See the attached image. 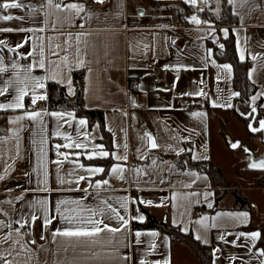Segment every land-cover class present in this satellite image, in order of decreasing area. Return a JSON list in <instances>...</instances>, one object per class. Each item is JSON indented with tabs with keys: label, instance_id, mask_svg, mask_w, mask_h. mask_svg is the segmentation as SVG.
<instances>
[{
	"label": "crops",
	"instance_id": "1",
	"mask_svg": "<svg viewBox=\"0 0 264 264\" xmlns=\"http://www.w3.org/2000/svg\"><path fill=\"white\" fill-rule=\"evenodd\" d=\"M5 2L12 0H0V4ZM16 2L22 7L8 10L0 7V16L13 17L10 21L0 20V29H13L0 31V64L8 69L7 73L0 74V88L6 86L5 81L17 79L19 69L12 68L16 62L25 69L33 65L31 75L44 80L45 87L37 89L36 95L48 97V83L60 80L58 84L73 98L77 92L74 71H83L84 105L104 112L112 147L108 148L103 141L98 123L91 125L87 118L77 116L74 111L50 110L47 99L32 104L30 86V95L23 101L24 109H0V177H3L0 179V222L11 223V228L0 229V237L11 232L15 239L18 232L25 242L34 239L36 243L28 245L32 250L30 264H164L166 260L170 264H201L187 243L173 241L159 229L133 228V222L147 221V214L140 209L143 205L160 222L194 238L197 234L206 238L207 243L195 239L211 249L212 264H264L261 256L264 185L259 184L264 171L248 167L249 156L242 147V142L251 143L259 155L264 150V142L261 136L260 142L250 132L234 110L238 92L233 66L220 62L216 51L224 48V40L233 33L237 54L240 59L243 55L242 61L251 62L249 77L258 88L251 103L264 111V0L248 3L228 0L234 18L227 22L220 21L223 0H196V5L189 0H104L102 4L95 0H62L65 5L82 3L85 11L78 15L49 8L47 0ZM208 2L218 22L200 13ZM184 5L192 10L179 17ZM69 15L74 17L71 26L57 24L53 28L57 16ZM192 16L201 23H193ZM176 22L180 25L176 26ZM20 28L26 31H17ZM41 44L44 69L37 64L41 59ZM80 60L84 63H79ZM25 74L20 71V78ZM130 79L139 83L134 92L129 90ZM17 86L14 84L0 96V104L13 101ZM34 111L41 116L28 119V114ZM49 113H63L64 119L58 120ZM18 117L24 119L14 123ZM81 119L87 121L83 126L79 124ZM146 132L151 133L158 148H150ZM65 136L87 148L57 150V144L71 142ZM229 136L232 142H241L239 146L245 153L238 147L231 148ZM42 139L45 144L41 143ZM94 145L103 148L93 149ZM93 150L108 151L110 155L88 159ZM189 150L194 160L212 161L220 168L230 186L221 188L206 173L181 169L179 159ZM115 155H126L127 160L117 161ZM117 164L124 169L123 180L111 172ZM95 167L104 168L105 172L92 174L86 170ZM134 169L142 171L136 173ZM81 176L85 180L77 184L75 181ZM60 179L66 183L60 184ZM105 179L109 185L100 195L129 220L128 227L120 233L102 232L93 238H54V231L68 227L56 212L60 202L80 201L83 209L77 211L88 215L86 209L100 204L89 185ZM77 188L88 191L74 190ZM237 190L250 199L252 209L236 201ZM125 200L127 209L120 207V202ZM141 200L151 204L140 203ZM41 201L45 204L41 205ZM244 213L248 214L246 219ZM46 214L55 218L45 226ZM33 216L37 219L32 220ZM139 216L144 217L143 221ZM205 217L207 230L198 223ZM105 222L122 227L115 218ZM137 232L141 233L139 237L135 235ZM153 232L158 235L151 236ZM255 232L260 233V238L252 240L250 236ZM90 239L97 242L93 244ZM16 247L19 249V245ZM7 248L8 244H4L0 251ZM7 259L14 264L22 261V257L8 256Z\"/></svg>",
	"mask_w": 264,
	"mask_h": 264
},
{
	"label": "snow or ice",
	"instance_id": "2",
	"mask_svg": "<svg viewBox=\"0 0 264 264\" xmlns=\"http://www.w3.org/2000/svg\"><path fill=\"white\" fill-rule=\"evenodd\" d=\"M96 3H104V0H95ZM189 2L192 5H196V0H189ZM229 2H234V0H229ZM244 3H248L249 0H243ZM47 6L49 8H55L58 12L61 11H70V12H74L75 14H79L81 12L85 11V7L84 5L81 4H77V3H68V4H63L62 0H47ZM0 7H2L5 10L8 9H17V8H21L22 5L18 2H16V0H12V2H5L3 4H0ZM13 17L11 15H4V16H0V20H6V21H10L12 20ZM19 19H23L22 17ZM74 17H72L71 15L69 16H57L55 21L53 22V28L55 29V26L57 24L63 25V24H68V25H72ZM191 20L193 23L199 24L201 23V21L199 19H197L196 16H192ZM81 27H83V25H81ZM0 31H5V32H12L13 29L12 28H5V29H0ZM17 31H26L23 28L17 29ZM27 31H44V29H28ZM225 35H227V29L224 30ZM68 39H71V36L68 37ZM77 39L79 40V36H77ZM25 43H27L25 41ZM21 47H23V44H21ZM40 47V52H39V56L41 57V59H39L37 61L38 67L41 69L45 68V61L43 59L44 57V46L43 44L39 45ZM57 47H59V45H57ZM221 47H223V45H221ZM35 51V50H33ZM79 49H77V54L79 55ZM56 54V53H54ZM243 55L241 56V59H243ZM2 59V58H0ZM64 60H67V57L64 58ZM79 63L83 64L84 61L80 60ZM12 68L13 69H19V71L17 72V79L15 81L13 80H7L5 81L6 86L3 88H0V96L5 95V93H7L9 91V88H12L13 85H18L15 88V97L13 99V101L10 104L4 105V104H0V109H24L25 105L23 103L24 99L26 96H29V86L31 87L32 90V94H31V103L35 104L37 102V100H45L47 99L46 95H36V90L37 89H43L45 87V83L44 80L35 76L31 75V71L33 68V65H28L27 68H23L22 66H20L18 63L13 62L12 64ZM224 68L227 71H231V67L229 65H225ZM20 71L25 72L26 74L24 75V77L21 79L20 78ZM8 69L6 67H4L2 64H0V74H4L7 73ZM53 79H55V77H53ZM62 81L57 80V83H60ZM70 84V81H69ZM201 95H203V93H200ZM235 95H239V93H236ZM215 106V105H214ZM50 115L56 117L58 120H63L64 119V114L63 113H49ZM196 115L198 116H202L203 113H197ZM41 116V113L38 111H34L30 114H28V119L30 120H36L38 117ZM24 119V117H18L15 122H18L19 120ZM87 123L86 120H79V124L80 125H85ZM261 127L264 128V123L261 124ZM256 129H253V131H255ZM59 135V133H57ZM145 136L148 138V140L151 142L150 143V148L155 149L158 148L159 145L155 142V139L152 137L151 133H145ZM65 140H69L71 141V137L69 136H65L64 137ZM42 144H45L46 141L45 140H41ZM61 147H65V148H72L75 147L77 149H86L87 145L78 142V141H71L70 143L64 144V145H60L57 144L56 145V149L59 150ZM119 147V146H117ZM233 148L239 147L238 144H232ZM95 148H103L102 145H94L93 149ZM124 148H127V145H124ZM57 154L59 155V151L57 152ZM79 154H77L78 156ZM110 153L108 151H99L96 152L95 150H93L90 154H88V159H92L94 156H99V157H109ZM115 159L117 161H126L127 160V156L126 155H115ZM56 163H59V161H56ZM153 164H155V161L152 162ZM80 167H84L83 165H80ZM253 168L259 167L261 169H264V160L260 161L259 165H257L256 163L252 164ZM88 172L92 173V174H103L105 172L104 168H100V167H95V168H88L86 169ZM59 171V170H57ZM136 173L141 172V169H134L133 170ZM111 172L118 176L119 179L123 180L124 179V169L117 164L116 166L111 168ZM47 178H48V172L47 169H45L44 171V184L45 187L47 186ZM0 179H3V177H0ZM85 180V177L81 176L79 177L78 180H76L75 182L77 184H79L81 181ZM70 182V181H67ZM66 183L65 180L60 179V184H64ZM109 185V181L107 179L102 180V181H97L94 185H89L90 187L94 188V196L97 200L100 201V204H98V206L96 208H88L86 209L88 215H83L82 212L77 211V209H83V205L81 204L80 201H61L60 202V206L56 209V212L58 214L59 218H62L65 222L66 225H68V227L64 228V229H57L56 231H54L52 233L53 237H66V238H72V237H76V238H93L98 236L100 233L102 232H108V233H120L123 232L129 224V220L126 219L123 215L120 214V212L118 211V209L116 207H114L112 204H109L107 202L106 199H103L100 195V192L102 189L105 188V186ZM51 191V189H47ZM76 191H84L87 192V188L84 189H74ZM89 195H93V193H89ZM86 198V197H85ZM41 205H44L45 202L41 201L40 202ZM140 203H149L151 204L150 201L145 202L143 200L140 201ZM69 205H75V207L69 208L67 206ZM100 205H104L106 207H101ZM127 205H128V201L125 200L123 202H120V207L127 209ZM209 207H211V204H209ZM45 213H47V208H44ZM247 213L243 214V217L246 219L247 218ZM99 217V218H97ZM55 217H49V215H44L43 217V224L46 226L48 224L52 223V219ZM115 218L117 225H122L121 226H111L110 224L106 223V220H111ZM136 218V217H133ZM239 218V217H236ZM37 219V217L33 216L32 220ZM139 220L143 221L144 217L143 216H139L138 217ZM204 220H207V217H205L203 220L198 221V223H200L205 230H207V225L204 224ZM17 223H20L19 221ZM20 226L23 227L24 224L20 223ZM3 228H11V223L9 224H4L3 222H0V229ZM135 235L137 237H139L141 235L140 232L135 233ZM151 236L155 237L158 234L153 232L150 233ZM243 235V234H242ZM44 235L41 234V239H44ZM197 240H203L204 243H207V239L202 237L201 235L197 234L195 237ZM250 238L252 240H256L258 238H260V233L259 232H255L252 233ZM53 242L55 243V239L53 240ZM91 243H96L97 241L95 240H91ZM139 242V241H138ZM36 241L34 239L25 242L23 240V236L20 235L17 232V236L15 239H13L12 233H6L4 236L0 237V250L3 249V245L4 244H8V248L6 250L0 251V261H4V264H14L13 260H8L7 257L8 256H14V257H22V261L21 260H17L15 261V264H30L31 260H32V250L31 248L28 247L29 244H35ZM16 245H19V249H17ZM152 247H155V245H151ZM218 251V249H217ZM261 256H264V252H261ZM124 259H128V257H124ZM164 264H170V261H165Z\"/></svg>",
	"mask_w": 264,
	"mask_h": 264
},
{
	"label": "trees",
	"instance_id": "3",
	"mask_svg": "<svg viewBox=\"0 0 264 264\" xmlns=\"http://www.w3.org/2000/svg\"><path fill=\"white\" fill-rule=\"evenodd\" d=\"M192 8L188 5H184L179 11V17L184 16L186 13L191 11ZM231 7L229 6L228 0H223V15L220 21H231L234 17L231 13ZM205 16V15H203ZM207 17V16H205ZM211 17V16H210ZM212 21L217 22L213 19ZM225 47L217 51V59L220 62H228L233 66L234 70V86L239 95L235 101L234 110L237 114L245 121L249 128V120L251 121L250 113L252 111L251 98L257 92V86L251 81L249 77V69L251 66L250 61H242L236 48V39L233 33L224 40ZM74 82L77 87L75 97L71 98L66 91V88L58 83H48V97L47 104L50 110H70L74 111L77 116L85 117L89 120L90 124L93 125L98 123L103 135V141L107 147H112V136L105 127V115L100 109H87L83 101L84 91V72L74 71ZM262 102V100H261ZM207 108L211 113L214 110L207 105ZM259 117H264V111H260ZM249 122V123H248ZM223 134L226 135V129L223 125ZM261 136V134H260ZM262 137V136H261ZM245 146V145H244ZM181 169L196 170L208 174L213 183L217 186H228L229 180L224 176L222 170L216 167L212 161H197L192 158L191 151L183 154L178 162ZM259 184L264 185V177L259 179ZM234 196L236 201L241 203L243 206H247L248 209H252V203L250 199L244 196L240 191H235ZM140 209L147 214L148 218L146 222H133V228L138 230L146 229H159L162 232L168 234L173 241L185 242L195 251L199 257L201 264H212V251L208 246L201 244L197 241L192 234H185L179 228L173 227L165 222H160L155 215H153L145 206L140 205ZM261 246L264 247V239L261 242Z\"/></svg>",
	"mask_w": 264,
	"mask_h": 264
},
{
	"label": "water",
	"instance_id": "4",
	"mask_svg": "<svg viewBox=\"0 0 264 264\" xmlns=\"http://www.w3.org/2000/svg\"><path fill=\"white\" fill-rule=\"evenodd\" d=\"M253 112H254V114H253ZM251 115H252V120L249 124V130L251 133H253L255 135L261 134L262 140L264 142V128L261 127V124L264 123V117H259L260 116L259 106L254 107L252 109L250 116ZM253 129H256V130L253 131ZM236 144L241 145V142L238 141ZM242 147L245 150L246 154L249 156L248 167L252 170L264 171V169H261L259 167H256V168L252 167L253 163H256L257 165H259L260 161L264 160V150L262 151L261 154L257 155L251 148L244 146V145Z\"/></svg>",
	"mask_w": 264,
	"mask_h": 264
},
{
	"label": "rangeland",
	"instance_id": "5",
	"mask_svg": "<svg viewBox=\"0 0 264 264\" xmlns=\"http://www.w3.org/2000/svg\"><path fill=\"white\" fill-rule=\"evenodd\" d=\"M218 0H216V2H217ZM202 15H205V16H207V18L209 19V20H213L214 19V16H213V14H212V12H211V7H210V3L208 2L207 3V7L204 9V10H202L201 12H200ZM211 16V17H210ZM219 20H217V22H218ZM224 47H225V45H224ZM254 106L255 105H253L252 103H251V107L252 108H254ZM256 107V106H255ZM251 120H252V117H251ZM249 122H251L250 120H249ZM248 122V123H249ZM250 124V123H249ZM256 125V124H255ZM247 126V125H246ZM257 137H259L258 138V140L260 141L261 140V137H260V135L258 136V135H256ZM229 140L232 142V137L231 136H229ZM238 142V140L237 141H235V142H232V144H236ZM261 142V141H260ZM232 144H231V148H232ZM242 144L243 145H245V146H247V147H249V148H251L253 151H254V149H253V147L250 145L251 143H248V142H242ZM256 148V147H255ZM241 153H245L244 152V150L242 149V147H238L237 148ZM230 186V185H229ZM229 186H225V187H229ZM221 188H224V186H220Z\"/></svg>",
	"mask_w": 264,
	"mask_h": 264
},
{
	"label": "built area",
	"instance_id": "6",
	"mask_svg": "<svg viewBox=\"0 0 264 264\" xmlns=\"http://www.w3.org/2000/svg\"><path fill=\"white\" fill-rule=\"evenodd\" d=\"M175 25L176 26H179L180 23L179 22H176ZM138 88H139V83L135 79H130V81H129V90L131 92H134Z\"/></svg>",
	"mask_w": 264,
	"mask_h": 264
}]
</instances>
